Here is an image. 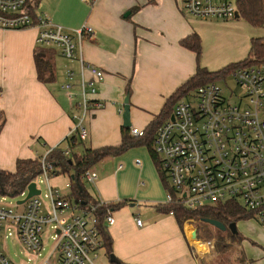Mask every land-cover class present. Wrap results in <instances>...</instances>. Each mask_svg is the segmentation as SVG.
I'll use <instances>...</instances> for the list:
<instances>
[{
	"label": "crops",
	"instance_id": "crops-1",
	"mask_svg": "<svg viewBox=\"0 0 264 264\" xmlns=\"http://www.w3.org/2000/svg\"><path fill=\"white\" fill-rule=\"evenodd\" d=\"M183 3L32 0L36 15L49 18L72 35L77 43L73 60L55 44L39 47L38 25L0 28V116L5 118L0 131V170L13 172L18 159H34L71 134L79 135V130L73 132L79 122L87 131L86 146H120L122 115L129 94L131 128H139L145 135L136 137L130 131L139 142L90 168L97 174L95 182H89L84 174L91 196L114 205L109 207L114 224L104 222L111 237V252L105 246L97 264H202L211 248L207 246L206 253H200L197 242L205 239L194 228V221L181 225L175 214L165 210L167 194L173 190L154 151V139L152 150L146 142L147 129L168 98L196 74L199 66L219 71L249 57L252 38H264V26H253L241 15L232 20H202L185 13ZM85 26L92 32H85L80 42L75 31ZM193 33L201 37L200 58L181 44ZM38 56L54 65L52 81L39 79ZM80 56L85 65H95L105 72L104 78L94 83V91L89 84L93 76L88 70L82 72ZM261 68L264 71V65ZM68 70L74 71L73 79L68 77ZM83 78L89 102L85 113L79 105ZM67 82H72L76 93L72 101L63 88ZM70 184L69 174L52 175L50 179V185L65 197L70 194ZM137 219L142 220V226ZM259 228L263 230L264 226L260 224ZM261 253L255 264L264 263V248ZM59 255L54 246L48 257L55 260ZM244 256L248 264L253 263Z\"/></svg>",
	"mask_w": 264,
	"mask_h": 264
},
{
	"label": "built area",
	"instance_id": "built-area-1",
	"mask_svg": "<svg viewBox=\"0 0 264 264\" xmlns=\"http://www.w3.org/2000/svg\"><path fill=\"white\" fill-rule=\"evenodd\" d=\"M27 3L28 0H0V28L38 25V45L55 44L66 58L75 59L77 43L72 35L49 18L35 19ZM183 11L202 20H232L239 12L237 0H184ZM75 32L81 42L83 34L91 33L92 28L85 26ZM80 58L82 72L88 70L93 76L89 84L94 91V83L101 81L105 72L95 65H85ZM67 75L73 79L75 73L68 70ZM228 78L234 79L238 91L227 96L217 82L203 84L178 101L168 119L156 127L154 151L173 190L166 201L192 211L237 203L264 226V71L259 66L238 67L222 80L228 83ZM81 86L83 99L79 105L85 113L89 102L84 78ZM63 88L71 101L76 98L72 82ZM76 130L81 139H86L87 131L81 122L73 132ZM130 131L136 137L145 135L136 127ZM54 148L41 156L42 173L35 180L41 190L39 195L26 201L22 210L8 203L5 196L0 198V264H15L3 249V238L17 237L30 256H39L47 230L54 234L55 250L60 255L55 260L47 257L42 264H97L105 248L100 211L108 202L84 206L51 186L52 166L47 158ZM65 152H71L70 145ZM85 178L93 183L97 174L89 169ZM42 184L46 185L47 203L41 199ZM27 193L28 188L21 196ZM104 213L103 226L105 221L114 224L111 209L107 207ZM137 223L143 225L141 219ZM213 244L214 240H199L196 248L204 254Z\"/></svg>",
	"mask_w": 264,
	"mask_h": 264
},
{
	"label": "trees",
	"instance_id": "trees-1",
	"mask_svg": "<svg viewBox=\"0 0 264 264\" xmlns=\"http://www.w3.org/2000/svg\"><path fill=\"white\" fill-rule=\"evenodd\" d=\"M39 0H36L38 2ZM32 0H29L28 9L36 19L38 15L32 10ZM32 6V7H31ZM237 8L242 18L249 21L253 26L262 27L264 26V0H237ZM181 44L193 50L197 53V57L200 58L202 55V41L201 37L197 33L187 36L181 41ZM38 45V44H37ZM39 47H45L38 45ZM43 53V51L41 52ZM264 65V38L254 37L251 41V49L249 57L243 61L233 63L224 69L219 71H210L206 67L199 66L196 74L191 77L186 83H184L174 94H172L166 101L165 106L161 110L160 114L155 118L152 125L147 129L149 135L146 138V142L149 148L152 150L151 141L155 138L156 127L168 119L173 113L175 105L183 98H187L192 94L199 86L220 80L230 74L233 70L238 67L245 66H263ZM37 69L39 79L44 82H49L54 79L55 71L54 65L51 61L46 60L42 57H37ZM130 91V88H129ZM5 123V118L0 116V131ZM123 141L120 146L117 147H103L100 149H93L92 147L86 146L84 140L81 139L76 133L71 134L67 137L63 143L56 146L49 154L48 161L51 164V174L53 176L59 174H69L71 178L70 194L66 196L68 199L74 200L81 205L97 204L98 199L91 196L86 184L84 182V174L87 170L92 168L96 163L103 160L108 156L118 155L130 146L134 145L137 141L136 137L130 135V128L123 127ZM71 146V152L66 154L65 147ZM83 147L79 151L80 147ZM154 147V146H153ZM41 156L38 155L34 159H18L15 171H4L0 170V195L5 197H17L21 196L26 191L30 183L36 180L41 175ZM160 162V160H158ZM161 166V165H160ZM73 197V198H72ZM108 207L114 208V205L109 204ZM107 206H102L100 211L101 222H102V234L105 239V246L111 252V237L106 232L103 226L104 221V210ZM165 210L169 213L175 214L179 223L183 225L185 221H195L200 219L203 221L204 218H213L222 221L224 224L229 225L233 222H238L243 219L251 218L250 214L244 210V208L237 203H224L219 204L216 207H209L205 209H199L192 211L186 209L179 203H167ZM204 222V221H203ZM208 238H215V236L208 235ZM202 238V237H201ZM225 236L219 235L214 240L212 248H218L219 251L223 252L227 249L230 244L236 243V241H242L243 235L240 232L233 233L228 239L229 243H225ZM207 240V239H205ZM209 240V239H208ZM243 252V251H241ZM243 252V256H244ZM245 258V256L243 257ZM246 261V259H244ZM248 264V262H247Z\"/></svg>",
	"mask_w": 264,
	"mask_h": 264
},
{
	"label": "rangeland",
	"instance_id": "rangeland-1",
	"mask_svg": "<svg viewBox=\"0 0 264 264\" xmlns=\"http://www.w3.org/2000/svg\"><path fill=\"white\" fill-rule=\"evenodd\" d=\"M242 19V17H240ZM239 20V19H237ZM243 20V19H242ZM224 82V81H223ZM219 80L217 83L222 86L224 93L227 96H230L232 91H238L239 88L234 82L233 78H228V83H223ZM43 194L41 199L47 203V199L45 197L46 194V185L42 184ZM0 198H3L0 195ZM25 197L17 196V197H6V201L12 204L17 210L23 208V204L18 206V202L22 201ZM194 228L198 232L199 236L203 239L215 240L219 235H223L226 238L225 243H229L231 236V230L222 231L217 227L203 222L200 219H197L193 223ZM259 223L253 218L243 219L237 223L238 232L243 235L246 240L236 241V243L230 244L227 249L223 252L219 251L218 248H210L208 253L204 255L202 258V264H247V262L243 258V249L245 251V255L249 259V261H253L252 264L257 263L262 256L261 250L264 248V229L261 230L259 228ZM213 235L215 238H208V235ZM217 242V241H216ZM44 248L41 251V255L39 256H30L24 249L23 245L18 241L17 237H10L8 239L3 238L2 246L7 255V257L16 264H41L46 258L51 254L55 246L54 234L50 231H47L44 235ZM207 250V249H206ZM264 257V255H263ZM264 264V263H263Z\"/></svg>",
	"mask_w": 264,
	"mask_h": 264
},
{
	"label": "water",
	"instance_id": "water-1",
	"mask_svg": "<svg viewBox=\"0 0 264 264\" xmlns=\"http://www.w3.org/2000/svg\"><path fill=\"white\" fill-rule=\"evenodd\" d=\"M236 17L239 18L240 17V13L237 12ZM130 103H129V94L126 96L125 99V107H124V111H123V126L126 128H131L132 123H131V112H130ZM172 119H174V116H172ZM28 188V193L26 195V197L22 200L19 201L18 203H25L26 201H28L31 197L33 196H37L41 193V190L37 187V184L35 181H33L32 183L29 184ZM204 222H207L215 227H217L218 229L225 231V230H231L233 233L238 232L237 229V222H233L229 225L224 224L222 221L217 220V219H213V218H204L203 219ZM195 237H196V233H195Z\"/></svg>",
	"mask_w": 264,
	"mask_h": 264
}]
</instances>
